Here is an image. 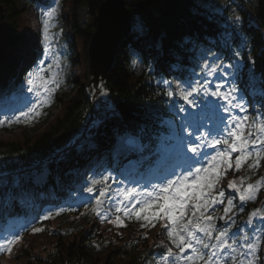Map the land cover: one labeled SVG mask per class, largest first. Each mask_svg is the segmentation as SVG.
<instances>
[{"label":"snow or ice","instance_id":"snow-or-ice-1","mask_svg":"<svg viewBox=\"0 0 264 264\" xmlns=\"http://www.w3.org/2000/svg\"><path fill=\"white\" fill-rule=\"evenodd\" d=\"M55 12L56 9L52 8L43 13L45 39L48 38L50 20ZM236 55L239 56V53ZM236 68L239 70V62ZM40 71L43 72L44 69ZM212 71L215 72L216 69L213 68ZM38 78L44 91L50 92L44 78ZM163 83L168 84V81H163ZM209 83L202 85L189 83L188 90H181L180 95L183 100L193 106H195L194 100L190 99L193 92L198 94L203 92L204 95L223 100L225 102L223 105L215 106L217 112L228 113L231 107H243L238 103H233L236 99L233 95L234 89L223 91V85L217 84L215 90H212ZM168 95L172 96L173 92L169 91ZM44 103L42 101L41 104L33 106L30 111L39 115L38 109ZM21 115L26 117L28 113L21 112ZM19 119V116L15 117V122H19ZM6 121L7 118L0 120V127H3ZM247 121V116L232 117L230 121L224 116H219L218 123H213L211 127L207 124L189 123L187 127L191 128V131L187 135L180 136L177 159L162 162L164 166L161 171H167L168 175L154 191L147 193L148 197H154V199L144 201L135 199L128 205L116 208L117 213H123L129 218L135 215L137 220L146 221L141 224L142 228L155 227L157 220L166 219L169 223L165 224L164 228L172 245L181 254L188 251L192 253L188 256L178 255L176 264H228L227 260L221 258L225 251L230 253L228 260L231 264H256L261 246L264 245V238L259 236L253 238L243 233L237 238H232L229 235L230 228L218 229L216 227V221L220 219H223L226 224L234 225L235 221L231 213L237 208L235 200L240 201L239 210L243 211V204L256 200L259 191L264 188V178L254 184L245 183V177H240L239 182L237 180L228 182L227 188L232 190L231 193H227L224 188L220 187L221 181L226 178L230 170L239 172L247 165L250 170L255 171L264 161V122L249 125ZM7 122L10 125L13 121ZM201 128L204 130L201 131ZM181 131H184V126ZM207 147L220 150L211 155L205 151ZM253 149L256 150L253 151ZM233 153H238L234 161ZM205 158H207L206 164ZM104 180H107V177ZM87 190L92 192L93 188L90 187ZM237 193L238 196H235L234 194ZM132 196L131 192L125 193L126 200L131 199ZM100 203L98 200L97 204ZM137 205L141 206L137 208ZM217 205L223 207L221 216L213 214ZM150 209L152 211H149ZM59 214V212L55 213V215ZM96 214L100 215V212L97 211ZM258 214H260L259 210L253 211L247 222L251 223ZM44 218L47 220L54 216L48 214ZM105 219L116 226H127L123 224L120 215L114 219L109 217ZM260 219L264 221V214H260ZM42 231H44L43 228H33L34 233ZM19 239V237H13L6 240L0 247L11 253L13 245ZM168 255H173L172 248H168Z\"/></svg>","mask_w":264,"mask_h":264},{"label":"trees","instance_id":"trees-1","mask_svg":"<svg viewBox=\"0 0 264 264\" xmlns=\"http://www.w3.org/2000/svg\"><path fill=\"white\" fill-rule=\"evenodd\" d=\"M203 1L207 2V0ZM85 2L88 3L90 13L95 21L100 0H71V8H74L72 14ZM198 2L199 0H128L130 9L136 11L138 23L143 25L145 31L153 32L154 38L158 35L161 39L165 38L167 31L172 32L175 38L179 37V32L187 31L189 25L185 21H189V16L185 15L183 11L193 7L198 8ZM23 5L24 3L20 0H0L1 55L4 50L9 52L17 48L18 45L13 43L12 38L26 34L23 26L16 25L18 20H22ZM255 12L256 19L260 21L262 29H264V0H257ZM94 21L86 28H82L76 15H73L71 30L81 41L83 47L92 36L96 26ZM250 32L254 39L255 49L262 54L261 59L264 61V35L255 28ZM129 44L137 45L139 40L129 36L123 43L120 57L105 81V87L109 99H112L110 102L114 100L125 117L134 120L142 117L146 110V104L154 105L158 101V95L153 92L151 87H146L147 83L143 81L141 75H136V72L130 68L128 55L123 52ZM14 61L12 59L11 65L14 64ZM6 62L5 60L1 64L0 70L11 67ZM79 64L84 63L80 61ZM73 82L75 83L73 91L60 97L62 106L60 113L51 122H46L48 124L45 127L39 125L31 131H25L22 136L16 139L0 140V158H3L0 160V164H25L35 155L46 153L74 136L80 129L83 130L84 121L94 110V102L88 96L87 87L90 84V79L84 75L81 78L74 76ZM111 123L110 121L109 124ZM85 244L84 236L81 234L56 236L54 240H51L45 259L37 260V264H141L138 260V251L119 249L109 252L108 256L103 253L98 257L91 255ZM27 248L22 251L23 254L19 259L25 264H33L36 258L30 256ZM87 260L90 262L88 263Z\"/></svg>","mask_w":264,"mask_h":264},{"label":"water","instance_id":"water-1","mask_svg":"<svg viewBox=\"0 0 264 264\" xmlns=\"http://www.w3.org/2000/svg\"><path fill=\"white\" fill-rule=\"evenodd\" d=\"M124 5L122 0H113L105 4L100 14L99 32L102 33L104 39L97 36L98 43L106 45L107 48L116 47L120 41L125 27L128 24L129 17L121 8ZM93 68L99 69L103 65V57L101 51L97 48L93 51Z\"/></svg>","mask_w":264,"mask_h":264},{"label":"rangeland","instance_id":"rangeland-1","mask_svg":"<svg viewBox=\"0 0 264 264\" xmlns=\"http://www.w3.org/2000/svg\"><path fill=\"white\" fill-rule=\"evenodd\" d=\"M26 18H27V24L30 26V32L33 34L30 44H32V46H34V43L36 41V36L34 34V30L36 29L35 28L36 22H35V16L31 12V9H29L27 11ZM80 71H81V69L78 68L77 74H80ZM53 111H54V114L52 116L56 115L55 113L57 112V110L53 109ZM23 132H24V130H22V129H16L13 131H5L4 129L0 128V138H8V137L14 138L16 136H19Z\"/></svg>","mask_w":264,"mask_h":264},{"label":"bare ground","instance_id":"bare-ground-1","mask_svg":"<svg viewBox=\"0 0 264 264\" xmlns=\"http://www.w3.org/2000/svg\"><path fill=\"white\" fill-rule=\"evenodd\" d=\"M137 37L135 36V39H136Z\"/></svg>","mask_w":264,"mask_h":264}]
</instances>
